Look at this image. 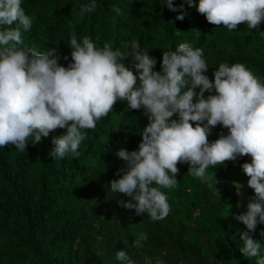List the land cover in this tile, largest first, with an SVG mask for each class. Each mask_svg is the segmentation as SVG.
I'll list each match as a JSON object with an SVG mask.
<instances>
[{
    "label": "trees",
    "instance_id": "1",
    "mask_svg": "<svg viewBox=\"0 0 264 264\" xmlns=\"http://www.w3.org/2000/svg\"><path fill=\"white\" fill-rule=\"evenodd\" d=\"M92 3L95 10L81 15V7ZM198 3L172 0L177 10L171 11L166 0H21L25 14L35 19L22 33L20 47L38 53L55 48L58 64L68 67L72 35L78 42L88 36L97 48L107 43L125 54L123 63L135 74V53H148L156 60L153 70L160 72L163 52L187 43L203 50L204 74L210 80L221 63H242L264 83V21L257 29L240 24L229 30L209 24ZM180 14L183 20L176 19ZM6 27L0 25V31ZM210 94L215 91H206L205 98ZM148 123L143 107L133 110L118 100L94 130H85L78 157L49 155L53 137L66 134V128L40 143L30 137L23 152L13 145L0 147V264H126L116 259L120 250L135 264H255L256 258L239 251L247 228L236 218L254 196L241 167L251 162L250 156L209 167L203 179L190 175L187 163H179L176 187L161 189L171 208L163 220L120 206L118 201L131 198L110 189L118 172L127 168L116 153L122 148L137 151ZM227 134L228 129L217 125L208 140ZM241 176L244 205L235 187ZM262 230L264 224H258L252 235L264 244ZM140 233L147 239L138 249L133 241Z\"/></svg>",
    "mask_w": 264,
    "mask_h": 264
},
{
    "label": "clouds",
    "instance_id": "2",
    "mask_svg": "<svg viewBox=\"0 0 264 264\" xmlns=\"http://www.w3.org/2000/svg\"><path fill=\"white\" fill-rule=\"evenodd\" d=\"M187 2L192 5V0ZM166 6L177 10L172 0H166ZM95 8V3L84 5L81 15ZM197 10L209 24L229 30L240 24L257 29L264 21V0H199ZM34 19L25 14L21 0H0V25L7 26L0 31V147L13 145L23 152L30 137L32 143H40L42 137L66 128V134L53 137L49 155L78 157L85 130H94L118 100L133 110L143 107L149 123L138 150L122 148L116 153L127 168L118 172L120 178L110 182V189L131 198L118 201L120 206L163 220L171 208L161 189L176 187L179 163H187L188 173L203 179L209 167L250 156L251 162L241 167L254 196L236 217L247 228L239 251L256 258L255 264H264V244L252 235L264 224V83L242 63H221L210 80L204 74L208 65L203 50L187 43L163 52L160 72L153 70L156 60L148 53H135L134 74L123 63L125 54L107 43L97 48L88 36L78 42L75 34L70 40L72 63L64 67L58 64L55 48L38 53L20 47L22 33L31 29ZM213 90L215 94L205 98L204 93ZM217 125L228 134L210 143L208 136ZM235 187L241 195L242 186ZM146 239L140 233L133 246L141 248ZM116 259L135 264L124 250L116 252Z\"/></svg>",
    "mask_w": 264,
    "mask_h": 264
},
{
    "label": "rangeland",
    "instance_id": "3",
    "mask_svg": "<svg viewBox=\"0 0 264 264\" xmlns=\"http://www.w3.org/2000/svg\"><path fill=\"white\" fill-rule=\"evenodd\" d=\"M233 175H236V173H234ZM236 184H239L242 186L240 189L241 195H240L239 202L244 205L245 204L244 192L246 191V182H245L244 178H242V176H241V177H238L236 179Z\"/></svg>",
    "mask_w": 264,
    "mask_h": 264
}]
</instances>
